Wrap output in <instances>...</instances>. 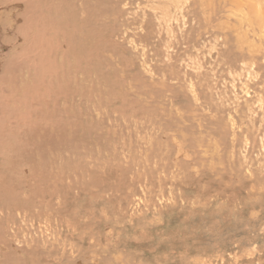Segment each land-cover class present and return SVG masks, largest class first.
<instances>
[{
	"label": "rangeland",
	"instance_id": "374dc122",
	"mask_svg": "<svg viewBox=\"0 0 264 264\" xmlns=\"http://www.w3.org/2000/svg\"><path fill=\"white\" fill-rule=\"evenodd\" d=\"M73 1L68 264H264V0Z\"/></svg>",
	"mask_w": 264,
	"mask_h": 264
},
{
	"label": "bare ground",
	"instance_id": "6f19581e",
	"mask_svg": "<svg viewBox=\"0 0 264 264\" xmlns=\"http://www.w3.org/2000/svg\"><path fill=\"white\" fill-rule=\"evenodd\" d=\"M54 1L48 20L38 15L39 0H0L6 8L0 12V264H68L67 138L83 81L81 66L73 65L79 60L74 45L66 41L70 34L78 43L80 35L55 22L66 21L68 0ZM72 5V17L82 21L83 0ZM251 9L264 29V12Z\"/></svg>",
	"mask_w": 264,
	"mask_h": 264
}]
</instances>
